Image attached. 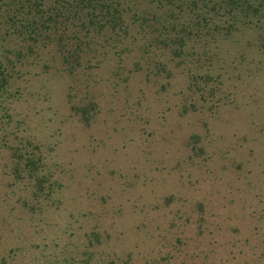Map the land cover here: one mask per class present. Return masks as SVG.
Returning a JSON list of instances; mask_svg holds the SVG:
<instances>
[{"label":"rangeland","instance_id":"1","mask_svg":"<svg viewBox=\"0 0 264 264\" xmlns=\"http://www.w3.org/2000/svg\"><path fill=\"white\" fill-rule=\"evenodd\" d=\"M212 45L220 61L189 86L156 56L129 71L110 55L84 79L39 62L17 79L0 104L7 264H264V28ZM13 130L43 155L48 194L11 172Z\"/></svg>","mask_w":264,"mask_h":264},{"label":"trees","instance_id":"2","mask_svg":"<svg viewBox=\"0 0 264 264\" xmlns=\"http://www.w3.org/2000/svg\"><path fill=\"white\" fill-rule=\"evenodd\" d=\"M262 28L264 0H0V104L7 107L6 99L16 94L17 79L39 62L84 79L110 55L117 67L129 65V71L148 66L156 56L168 83L172 68H179L185 70L189 86L195 74L208 78L220 61L212 48L216 35ZM87 104L80 110L91 118L88 112L96 106ZM0 129V141L5 142V131L11 129ZM12 132L20 147H13L11 154L21 151L11 157V172L15 177L25 172L34 195L48 194L52 183L43 155L27 150L28 140ZM8 253L0 252V264L14 257ZM89 255L81 253L76 264L97 263ZM62 259V264H73L72 256Z\"/></svg>","mask_w":264,"mask_h":264}]
</instances>
